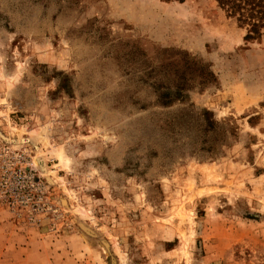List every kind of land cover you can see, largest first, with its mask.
<instances>
[{
	"label": "rangeland",
	"instance_id": "obj_1",
	"mask_svg": "<svg viewBox=\"0 0 264 264\" xmlns=\"http://www.w3.org/2000/svg\"><path fill=\"white\" fill-rule=\"evenodd\" d=\"M215 0H0V264H264V30Z\"/></svg>",
	"mask_w": 264,
	"mask_h": 264
},
{
	"label": "trees",
	"instance_id": "obj_2",
	"mask_svg": "<svg viewBox=\"0 0 264 264\" xmlns=\"http://www.w3.org/2000/svg\"><path fill=\"white\" fill-rule=\"evenodd\" d=\"M183 1V0H177ZM239 27H246V38L259 37L264 30V0H215Z\"/></svg>",
	"mask_w": 264,
	"mask_h": 264
}]
</instances>
